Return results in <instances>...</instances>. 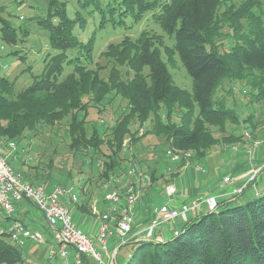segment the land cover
<instances>
[{
  "label": "trees",
  "instance_id": "1",
  "mask_svg": "<svg viewBox=\"0 0 264 264\" xmlns=\"http://www.w3.org/2000/svg\"><path fill=\"white\" fill-rule=\"evenodd\" d=\"M35 1L37 7L43 8L30 18L47 30L49 46L54 52H48L43 70L33 74L31 83L20 90L16 88V80L2 72L0 62V142L6 150L9 143L14 142L19 152V146L29 134H37L45 124L56 127L66 122V138L74 153L81 148L94 150L98 155L95 157L99 165L98 181L105 182L116 167L121 166L127 144L135 147L144 137V133L140 135L132 126L143 125L150 119L153 128L147 130L146 135L163 133L169 145L160 153L156 150L151 157L155 161L151 179L158 182L165 173L162 168L159 173L156 163L167 156L169 147L195 151L198 159L206 156L204 149L210 140L204 123L251 122L250 116L241 121L224 97L217 98V91L224 80L240 79L249 80L254 90L259 89L255 95L263 92V0H242L239 5L229 0H45L44 6L42 0ZM148 12H152L168 33L175 35L173 49L193 78L192 101L187 90L173 81L162 59L157 46L162 44L160 35L143 31L135 40L126 36L120 43L110 44L103 53L115 62L108 76L100 74L105 66L98 63L97 68L90 66L94 62L99 29L108 24L123 26L127 17L138 23ZM0 21L1 37L8 44L16 43L20 33L24 35L29 31L4 17ZM90 25L92 34L82 35L81 31ZM225 27L229 28L227 35L232 44L228 50L221 49L218 42ZM119 66L129 68L133 75L131 71L124 74ZM68 67L72 70L65 73ZM147 67L149 71L145 72ZM114 98L125 101L126 105L110 129L111 136L105 138V130L100 128L102 124L89 125L88 115L93 107L102 112L103 106ZM176 105L184 108L180 122L173 120ZM66 118L68 120L63 121ZM255 126L252 125L253 129ZM262 131L264 137V129ZM235 135L234 140L243 136ZM104 144L110 152H105ZM151 147L155 149L158 143ZM12 154L8 159L16 170L34 183L48 185L50 175L39 174V170L24 173L16 164L19 156L15 158ZM169 162L173 163L170 158ZM119 173L124 171L120 169ZM172 180L174 175L165 182ZM53 181L50 182L53 187L69 185ZM87 185L88 182H84L81 189L77 188L84 192ZM88 190L82 196L81 208L90 206ZM12 218L22 217L16 211ZM123 248L129 251L119 262ZM37 250L34 251L37 253ZM25 253L6 234L0 235V264H28ZM85 263L90 264L87 258ZM117 264H264V193L247 197L235 193L225 197L216 209L192 215L179 227L178 234L163 240L133 236L119 247Z\"/></svg>",
  "mask_w": 264,
  "mask_h": 264
},
{
  "label": "rangeland",
  "instance_id": "2",
  "mask_svg": "<svg viewBox=\"0 0 264 264\" xmlns=\"http://www.w3.org/2000/svg\"><path fill=\"white\" fill-rule=\"evenodd\" d=\"M23 1L25 2H20L18 4L11 0H0V6H2L0 7V18L4 17L16 26L20 25L23 29H29L28 33H24V35L20 33L19 40L12 44L6 43L2 39L0 32V62L2 63V72L16 80V88L18 90L31 83L33 80V74L40 73L43 70L45 56L49 51H51V53L54 52L49 46L47 30L30 18L37 11H41L43 7H37L35 0ZM241 1L242 0H229V2H233L235 5H239ZM42 4L43 6L45 5V0H42ZM261 11L264 20V0ZM92 31L93 28L92 25H90L86 30L81 32L82 35L89 37L92 34ZM143 31H148L151 34L161 36L162 44L158 43L157 46L161 50L162 59L165 61L173 81L179 87L187 90L189 99L192 101L193 78L186 69L179 53L173 49L176 42L175 35L168 33L163 28L162 24L154 18L152 12L146 13L144 18L138 23H134L131 17H127L126 23L123 24V26L113 27L108 24L104 28L99 29L96 33L94 62L90 65L91 68H97V63L105 66V68L101 69L100 74L102 76H108L113 64H115L114 61L103 54L108 49V46L112 43H120L126 36L135 40ZM227 33H229V28L225 27L224 32L218 39V42L221 44V49L223 50H228L232 45L230 44V37ZM119 68L123 70L124 74L126 71H128V74L131 71V76L133 75V71L129 68L126 69L122 66H119ZM71 70L72 67H68L65 73ZM148 71L149 68L147 67L145 72ZM126 78L127 76L124 75V79ZM248 82L249 80L227 79L218 87L217 98L220 99L224 97L227 104L235 108L241 121L243 118L250 116L251 122H243L239 125L231 120H227L224 124L204 123L210 144L205 148L206 150L204 149L207 153L203 158L207 167V172L200 174L207 177V179H211L214 174L217 179V177L221 176L224 172H231L232 168L228 169L229 171L225 169L231 167L229 164L235 162L237 153V150H235L237 149L236 147L239 149L240 147H245L241 143L252 142L255 139H264L261 135L263 132L262 130L264 129V90L259 96L255 95L254 93H257L259 89L255 87L254 90ZM189 104L190 103H188V105ZM125 105V101L121 102L118 98H114L113 101H109V103L103 106L104 109L102 112L98 111V107L91 108L88 115L89 125L100 122L102 124L100 125V128L103 131L105 130L103 132L104 137L109 138L111 136L110 129H113V126L124 112ZM174 109L173 120L180 122V114L184 113V108L180 107V105H176ZM162 115L164 117L165 113L162 112ZM196 115L194 116L193 121L195 120ZM67 120L68 118L63 121ZM253 124H256L254 129L252 127ZM132 127L134 130L138 129L140 135L144 133V137L135 147L132 144H127L126 149H124L122 153L123 161L121 166L116 167L117 169L113 174L120 175V169L125 172L134 165L140 171L148 170L147 174L151 177L154 168L153 164L155 163L154 159L151 157L155 156L153 154L156 150L160 153L161 149L164 148L165 150V147L168 148L169 145L167 141H165L166 136L163 133L157 135L151 132L146 135L145 132L153 128L150 119L143 125L137 123ZM66 132V122H62L61 124H56V127L51 124H45L40 127L37 134H29L19 146L20 151L17 152L19 157L16 160V164L24 170V173L26 171L36 173V171L39 170V172L41 171L40 173L37 172L39 174L44 173L43 175H50L52 177L50 182L56 180V183L73 184L76 188L79 186L80 189L84 182H88L87 188L90 191L87 190L88 192H91L92 198H95L98 194L102 193L104 184L103 181H98L99 165H96L97 159L95 158L98 155L94 150L90 149V151H88L84 148H81L78 150L79 152L74 153V148L70 146L69 139L66 138ZM230 133H236V135L239 133L243 134L242 138H240L241 141L240 139L234 140L233 137L235 134ZM245 133H248L249 136L246 137ZM126 141H128V139ZM157 143L158 147L153 149L151 146H154ZM103 149L105 152H110L107 144H104ZM193 153H195V151H193ZM84 157L86 158L85 160ZM101 158L102 157H100V160ZM169 163V158L166 155L159 159V162L156 163L157 167H159L158 171L160 173V169L162 168L161 171L165 174L158 182L153 181L152 184L156 183L160 186L167 184L165 179L175 173V171L171 173L172 169L170 170L169 166L173 168L174 165L173 163ZM218 169H220L221 172H217ZM159 173L157 175H159ZM42 180H45V177H42ZM210 181L212 183L215 182L214 179H211ZM50 182H48L47 185L48 189L53 187ZM257 182L259 183L258 189L261 193H264L261 179L258 178ZM211 185L212 184H207L206 188ZM218 186L219 185L215 187ZM147 187L149 188L150 186ZM211 187L212 190L215 189L213 185ZM225 187L230 189L232 188V185H226ZM87 190L84 192L79 191V197L84 196ZM253 191V188L245 190L246 193ZM156 194L158 197L155 199V205H159L162 197L159 192ZM28 206L33 209L35 215L37 214V217L40 218L39 220L42 221L43 214L41 211L31 203H28ZM205 208V206L201 207L202 210ZM182 222L181 218H176L173 221L165 223V236L168 237L173 235L172 226L175 224L182 225ZM81 227L90 234L95 241L98 250L103 252L105 258V253L96 238L99 230V222L97 220L96 222L91 220L87 224L81 225ZM32 245L35 246H32L31 250L28 247L25 248V254L31 259V262H28V264H48L47 259L44 256H41V252H34L35 258H33L31 254L34 249L33 247H36L37 245L42 247L43 244L33 242ZM128 249L129 248L122 249V252L119 255V262L123 261L125 254L129 251ZM91 261H93L94 264H99L98 261L92 259Z\"/></svg>",
  "mask_w": 264,
  "mask_h": 264
},
{
  "label": "built area",
  "instance_id": "3",
  "mask_svg": "<svg viewBox=\"0 0 264 264\" xmlns=\"http://www.w3.org/2000/svg\"><path fill=\"white\" fill-rule=\"evenodd\" d=\"M245 135L249 136L248 133ZM257 145H263V142L255 139L253 144L245 146V153L251 160L250 168L245 173L224 174L221 178L226 184H232L248 176L246 181L234 188V194L242 193L257 178L259 171L264 169V155L261 162L253 159ZM8 147L6 150L0 142V235L6 234L12 243L24 250L33 242L42 243V247L37 245V252L43 251L48 264H86V258L98 261L99 264H117L119 247L131 237L138 235L163 240L165 223L176 218L186 221L190 215L200 213L204 206L207 210L216 209L225 196L216 192L206 193L193 200L179 202L178 187L174 180L169 181L161 194V203L154 209L150 221L144 228L137 229L136 208L143 195L142 185H153L147 174L148 170L140 171L133 165L123 174L111 175L104 182L99 197V200L106 202V207H93L99 222L96 238L105 253L104 258L93 238L74 218L73 210L80 198L79 189L73 184L56 185L48 189L43 182H32L21 171L16 170L8 159L12 153L17 155L16 144L10 142ZM236 148L237 152H241ZM167 156L173 162L184 160L183 166H192L200 173L207 172L205 163L195 158L193 151L169 148ZM179 168L180 166H169L171 173H178ZM23 200H28L41 211L44 225L33 226L23 218H12ZM173 233L178 234L179 228H173Z\"/></svg>",
  "mask_w": 264,
  "mask_h": 264
},
{
  "label": "crops",
  "instance_id": "4",
  "mask_svg": "<svg viewBox=\"0 0 264 264\" xmlns=\"http://www.w3.org/2000/svg\"><path fill=\"white\" fill-rule=\"evenodd\" d=\"M261 140L263 142V145H257L255 147V154L253 156V159L257 162H261V160L263 159V155H264V139H258ZM255 141V140H254ZM243 142L241 144H243L244 146H249L251 144H253V142ZM241 152H237L236 153V160L235 162L229 164L231 167L226 168L225 170H228L230 168L231 172H225L226 174H233V175H242L243 173H245L249 168H250V157L247 153H245V147H240ZM13 157L17 158V155H15L14 153L12 154ZM198 159V158H197ZM17 160V159H16ZM202 160L204 163V159H200ZM182 161V160H181ZM173 162L174 167L176 166H180V170L178 172V174H174V182L176 183L177 187H178V195H177V199L179 202L187 200H193L194 198H196L199 195L202 194H206V193H222L225 194L224 197H231L234 191V188L238 185H240V182H244L246 181L247 177H244L241 181H237L235 183H232V188L227 189L225 186L226 185H230V184H226L225 182L221 181L220 176L217 177V179L215 178V174L213 175V177L211 179H214L215 182H211V179H207V177H204L200 174V172L198 170H196L194 167L190 166V167H186L183 166V161L182 162ZM221 172L220 169L217 170V172ZM171 177V176H170ZM168 178V177H167ZM258 178L261 179V185L264 189V169H262L261 171H259L257 178L255 179L254 183L250 185H248V187L246 189H251L253 188L254 191L250 192V193H246L245 190L242 192V195L244 197L247 196H253V194L255 195V193L259 192L260 190L258 189L259 183L257 182ZM207 184H212L214 186L215 189H211L212 185L209 186L208 188H206ZM219 185L218 187H215ZM165 187V185L160 186L158 184L155 183V185L150 186L149 188L145 185H142V191H143V195L141 197V200L136 208V228L137 229H142L144 228L148 222L150 221L151 216L154 213V209L156 208L157 205H155V199L158 197V195L156 194L157 192H159L160 194H162L163 192V188ZM211 189V190H210ZM101 194V193H100ZM100 194H98L95 198H92L91 196V192L89 193V195L91 196L90 198V206L88 205V207H84L81 208L82 206V202L84 200L83 197H80L79 202L77 205H75L74 210H73V215L74 218L76 219V221L80 224V225H84L87 224L88 222H90L91 220L93 222H96L97 220V216L93 211V207L94 205L96 206V208H102L104 209L106 207V202H104L103 200H99ZM18 214L20 215V217H22L23 219H25V221L30 222L31 225H44V221H40L37 217V214L35 215V213L33 212V209L29 208L28 206V202L27 201H22V203L20 204V207H18L17 209ZM34 213V215H33ZM192 215H190L191 217ZM1 218V216H0ZM184 222V221H183ZM182 222V223H183ZM181 225H173L172 228H176V227H180ZM88 227V225H87ZM165 229V227H164ZM165 232L166 229L164 230V238H167L165 236ZM169 237V236H168ZM34 249L32 250L31 254L32 257L35 258V254H34V250L38 249V247H33ZM43 256V251H42V255ZM28 262H31V259L28 258ZM90 264H94L93 261H89Z\"/></svg>",
  "mask_w": 264,
  "mask_h": 264
},
{
  "label": "water",
  "instance_id": "5",
  "mask_svg": "<svg viewBox=\"0 0 264 264\" xmlns=\"http://www.w3.org/2000/svg\"><path fill=\"white\" fill-rule=\"evenodd\" d=\"M259 194H261V192L259 191V192H257V193H255V195L254 196H258ZM207 209H204V210H202L201 212H204V211H206ZM200 212V213H201ZM199 214V213H198ZM196 215V214H195ZM188 220V219H187ZM186 220V221H187ZM174 234V233H173ZM135 236H137L138 238H145V237H139L138 235H135Z\"/></svg>",
  "mask_w": 264,
  "mask_h": 264
}]
</instances>
